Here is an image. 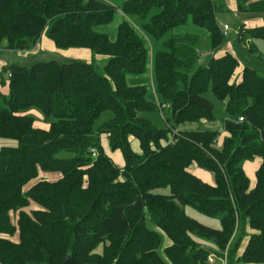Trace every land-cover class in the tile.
Instances as JSON below:
<instances>
[{"label":"trees","instance_id":"trees-1","mask_svg":"<svg viewBox=\"0 0 264 264\" xmlns=\"http://www.w3.org/2000/svg\"><path fill=\"white\" fill-rule=\"evenodd\" d=\"M237 1L241 12L264 14V0ZM221 7L216 0H0V46L30 50L45 34L58 49L93 56L4 68L9 76L0 85L9 91L0 89V137L18 145L0 149V264H66L68 256L72 264H220L209 256L227 249L229 264H264V161L254 187L243 168L264 160V75L244 66L236 79L241 62L228 50L198 65L203 37L172 32L192 21L217 51L227 37ZM118 10L141 19L140 29L155 40L172 33L154 57L156 92L171 105L166 128L145 115L159 110L147 87L128 81L149 62L139 29L123 22L114 42L96 29ZM238 35L245 45L264 40V24H241ZM97 55L107 61L98 63ZM209 88L230 116L224 137L214 129L180 130L172 140L183 122L215 121L204 96ZM33 109L49 129L35 126ZM106 110L113 117L95 128ZM102 134L123 153V167L105 152ZM193 164L213 172L215 184L191 172ZM187 206L219 218L221 227L192 217Z\"/></svg>","mask_w":264,"mask_h":264},{"label":"rangeland","instance_id":"rangeland-1","mask_svg":"<svg viewBox=\"0 0 264 264\" xmlns=\"http://www.w3.org/2000/svg\"><path fill=\"white\" fill-rule=\"evenodd\" d=\"M123 1L124 0H113V2L116 5H121ZM216 1L218 4L222 3V2H220V0H216ZM221 9L222 10L218 13V20L220 22L222 20V23L224 22V24H228L230 26L229 34L226 37V42H225L228 49H230L239 58L241 65L252 67V68L256 69L258 72H260L262 75H264V40L263 39H250V42L248 43V45H250L252 43L254 45V47H257V49H258V54L257 53L252 54L249 51V48L247 47L248 45H245L239 39V35H238L239 27L244 21L242 19L245 18L246 16H248L247 12L236 13L228 5H225L223 3H222ZM155 13H157L156 10L151 11L150 14L147 16V18L144 21H148L151 18V16H153ZM125 21H129L133 25L138 27L143 38L147 41L150 52L153 48L152 45H154L156 48L157 47L164 48V40H166L172 34L170 32L164 39L159 40V41L155 40L150 35L146 34L144 31H142L140 29V24L142 22L141 19H139L137 17L130 19V17L123 14L120 10H118L116 12L114 19L110 23L99 25L96 27V29L101 33L107 34L109 36V38L111 39V41L114 42L117 40L118 29H119L120 25ZM198 31H201L202 33L207 32V30L205 28H202V27L194 24L192 21H188L187 23L179 25L178 27H176L172 32L173 33H187V32L193 33V32H198ZM200 47H201L200 49L203 52L211 53L208 50V42H207L206 37L203 38ZM33 48H35V47H33ZM33 48L30 49L32 51L24 50V51H28V53H29L27 56H24L23 54L26 52L20 53L18 51L9 50L6 48V42H3L2 45L0 46V61H3L5 64L0 66V80H1L2 76L5 77L6 79H8L9 73L6 72L4 70V68L6 66H8L9 64H12V63H16V64L23 65V66H28V65H31V64L36 63L38 61H57L60 63H65V62H68L71 60H83L86 62H89L92 60V58L87 59L85 57L69 56V55L63 54L64 51H67L69 49H59L56 52H50V51H43L41 48H39L37 51L34 52L35 49H33ZM76 55H78V54H76ZM202 55L200 56L201 59H202ZM99 56L101 57L99 63H105L107 61V58H108L107 56L97 55L96 58ZM150 60L151 59H149V64L151 63ZM206 60H207V58H206ZM204 62L205 61H203V60L201 61V63H204ZM201 63H198V65H203ZM204 64H206V63H204ZM147 71L150 74V67H148ZM238 77H239V75H237V78ZM131 78H133L132 75H129L128 81ZM151 78L152 77H149V80H148L146 98L149 101L156 103L157 106H159V104L162 103V99L158 95V93L155 91L154 82H153V79H151ZM0 88H1V85H0ZM3 91L6 94L8 93L6 90H3ZM204 96L208 100H210L214 105V114L216 116L215 121L207 122V123L204 121L183 122V123L178 125L179 130L190 131V130H198V129H202V130L203 129H214V130L221 131L224 128L225 120L230 118L229 114L226 112V109H225V102L218 99L215 96V94L212 92L211 88H209L204 93ZM35 112L40 114L38 112V110H36V109L31 110L29 113L32 116L36 117V119L38 120L39 117L37 116V114ZM168 112H169V110L167 109L164 111V114H163L160 110L156 109V110H152L150 112H147L145 115L147 117L151 118V120L157 126H159L161 128H166L169 125L165 121V118H166L165 116L168 115ZM111 117H113V112L111 110L104 111L102 113V115L100 116V118L95 123V128H97L101 123L107 121ZM42 119L44 120L43 116H42ZM102 135L100 136L101 139H102ZM17 145H18V141L16 139L1 138L0 137V149L4 146H17ZM109 148H110V146H109ZM112 152L115 153L116 155L121 154V156H122V153L119 150H111V152H109V153L111 154ZM113 157H115V156H113ZM114 160H115V158H114ZM243 167H244V164H243ZM197 168H200V167L196 164H193L190 166V170L193 173H196ZM244 169H245V171L247 170L246 171L247 176L249 177L250 183L253 184L255 178L251 177V172L248 169H246L245 167H244ZM203 170L206 173H205V175L200 176V177H202V179H204L205 181L210 182V180H212V183L215 184L214 173L207 170V169H203ZM156 192L169 194L170 189L169 188H160V189H157ZM185 209L189 215H191L192 217L201 221L202 223L207 224V225L212 226V227H215V228L221 227V223H220L219 218H215V217L205 215V214L201 213L200 211H198L197 209H195L191 206H187V207H185ZM239 234H240V231H239ZM204 242L207 244V246L213 247L212 242H210V241H204ZM225 253L228 255V249L225 250L224 254Z\"/></svg>","mask_w":264,"mask_h":264},{"label":"crops","instance_id":"crops-1","mask_svg":"<svg viewBox=\"0 0 264 264\" xmlns=\"http://www.w3.org/2000/svg\"><path fill=\"white\" fill-rule=\"evenodd\" d=\"M220 2H222L223 4L225 5H228L232 10H234V12L236 13H240L241 11L238 10V1L237 0H220ZM220 3V4H222ZM123 13V12H122ZM124 14V13H123ZM248 16H246L245 18H243L242 20L243 23L242 24H245L246 26H249V27H253V26H259V25H262L264 24V14H261V13H251V12H247ZM219 21V20H218ZM219 23L221 25L224 24V22L222 23V20L221 22L219 21ZM138 28V27H137ZM189 33V32H187ZM178 34H185V33H178ZM193 34H198V35H201L203 38L206 37L207 39V32L206 33H202L201 31H198V32H193ZM208 42V41H207ZM153 48L149 54V59L150 60V64L148 62V65H147V69H146V72L142 75H132L133 78H131L129 80V83L132 85H145L147 87V84H148V80H149V77H152L151 79H153V82H154V88H155V91H156V86H155V77H154V57L156 55V52L159 51V50H162L163 48H160V47H155L154 45H152ZM201 46V45H200ZM35 51H37L39 48H41L43 51H50V52H56L58 51L59 49L56 47V45L54 44V42L49 39L45 34H43L41 36V38L39 39L38 43L34 46ZM7 48V46H6ZM201 48V47H200ZM8 49V48H7ZM10 50V49H9ZM231 51L230 49H228L227 45L225 44L223 47L219 48L217 51L215 52H211V53H207V52H203L201 50V53L203 54L202 55V59L200 58L199 59V63H201V61H205L204 63H208V61L211 59V57H213L214 55H222L225 51ZM13 51H18L20 53H24L23 55L24 56H27L29 53L28 51H21V50H13ZM29 51H32V50H29ZM63 54H66V55H69V56H79V57H85L87 59H91L93 56H92V52L88 49H79V48H71L67 51H64ZM78 54V55H76ZM207 58V60H206ZM100 59L101 57H97V60H98V63L100 62ZM204 63H201V64H204ZM5 64L3 61H0V66ZM148 67H150V74L148 73ZM244 66L241 65V68H239L237 70V75L240 76V73L242 71V68ZM237 78V77H236ZM239 79V77L237 78ZM1 81V80H0ZM2 91L3 90H6L7 92L9 91L8 89V85L6 86H1L0 88ZM4 92V91H3ZM39 112V111H38ZM36 113V112H35ZM40 113V112H39ZM37 116L39 117V119L37 120L36 117H35V126L36 127H39V128H42V129H49L50 127V124L45 122L43 119H42V116L38 113H36ZM206 122V121H204ZM207 123V122H206ZM178 129V127L176 128ZM179 130V129H178ZM185 131V130H183ZM222 132V135H221V138L224 137L225 135V132H224V128L221 130ZM130 142H131V145H132V149L136 152V153H140L141 152V148H140V141L135 138V137H131L130 138ZM101 143H102V146L104 148V150L106 151V153L113 159V161L119 166V167H123L125 165V159H124V156H123V153H122V156L121 154H115V153H109L111 152L112 148L110 146V142H109V138H108V135L107 134H103L102 135V139H101ZM110 146V148H109ZM115 156V157H113ZM115 158V160H114ZM263 159L260 158V157H256L255 159H253V161H246L244 163V167L246 169H248L250 172H251V177L255 178L254 179V182L253 184L250 183V186L251 187H254L255 184H256V171L257 169L259 168V166L263 163ZM243 167V168H244ZM245 170V169H244ZM247 171V170H246ZM245 171V172H246ZM192 172V171H191ZM205 171L202 169V168H197V171L196 173H194L196 176H198L199 178L202 179V177L200 176H203L205 175ZM247 174V173H246ZM46 178L48 179H54L57 177V174H45L44 175ZM249 178V177H248ZM204 180V179H202ZM205 181V180H204ZM210 184H213L212 183V180L209 181H206ZM247 242V240L244 242L243 245H245ZM240 264H243V263H240Z\"/></svg>","mask_w":264,"mask_h":264},{"label":"built area","instance_id":"built-area-1","mask_svg":"<svg viewBox=\"0 0 264 264\" xmlns=\"http://www.w3.org/2000/svg\"><path fill=\"white\" fill-rule=\"evenodd\" d=\"M222 31L224 33L225 36H228L229 34V30H230V26L228 24H223L221 25ZM11 75V74H10ZM171 107V105L169 103H161L159 104V110L164 114V111L169 109ZM244 119L242 117L239 118V121H243ZM180 130L178 129H174L172 134H171V139L173 140L174 136L178 134ZM209 261L211 263H216V262H220V264H229L228 262V255L225 253L223 256L221 257H217L215 254H212L209 256Z\"/></svg>","mask_w":264,"mask_h":264},{"label":"water","instance_id":"water-1","mask_svg":"<svg viewBox=\"0 0 264 264\" xmlns=\"http://www.w3.org/2000/svg\"><path fill=\"white\" fill-rule=\"evenodd\" d=\"M66 264H72V260H71L70 256L67 257Z\"/></svg>","mask_w":264,"mask_h":264}]
</instances>
